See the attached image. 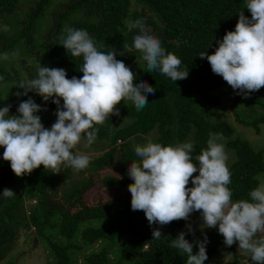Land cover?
<instances>
[{
	"label": "trees",
	"instance_id": "trees-1",
	"mask_svg": "<svg viewBox=\"0 0 264 264\" xmlns=\"http://www.w3.org/2000/svg\"><path fill=\"white\" fill-rule=\"evenodd\" d=\"M58 2L31 0L18 24L12 26L11 31H0V76L11 79L17 85L21 80L36 78L42 65L66 69L69 79L81 77L82 57H72L60 45L61 41L53 40L58 33L65 31L63 21L79 10L81 17L69 20L66 27L84 29L93 38L98 50L116 52V58L123 60L135 73L134 83L144 80L155 88V93L147 95L148 103L139 111L131 100L125 99L118 104L121 105L119 116L128 121L125 125L112 124L116 118L113 115L104 124L95 126L98 128L96 139L107 138L108 146L92 158L89 167L84 170L77 172L70 167H62L57 174L41 165L30 175L17 177L11 170L10 162L0 155V261L16 246L23 233L33 234L36 242H45L52 258L51 264H76V254H83L80 252L85 245L94 247L97 242L105 244L83 255V263L186 264L187 255L169 246L180 231H185L189 242L204 240L206 235L208 258L222 247L232 248L235 243L231 247L226 246L216 228L192 226L194 233H189L185 220L165 225L166 228L161 230L164 236L152 239V230L158 228L157 224L149 225L143 211L131 209L128 185L133 181L127 169L130 163L137 162L134 146L135 137L139 135L154 133L150 140L162 145L191 142L195 158L207 148L210 133H219L228 138L225 145L236 154V159L228 166L232 173L228 187L232 190L233 200L250 199L251 190L258 185L257 174L264 172L263 150L253 149L246 140L238 137L229 138L234 127L227 118H223L221 110L224 105L219 96L213 94L226 82L212 72L206 58L199 57L202 51L213 53L218 46L217 41L222 40L226 31L235 29L239 12L244 11L246 16L251 17L246 0ZM18 3L19 0H0V16L5 11H16ZM48 11L50 16H45ZM137 19H142L146 29L160 39L166 53L171 52L181 59V70H189L186 79L174 82L159 70L149 73L146 61L139 63L133 40L140 30L128 28L129 22ZM44 23L46 28L41 33L42 41H36L39 26ZM121 51L125 52L124 55L119 54ZM21 53L37 57L36 67L21 57L22 68L14 65L13 59ZM5 56L9 58L5 59ZM20 70L28 73L27 79L20 74ZM19 90L23 92V89ZM13 91H3L0 86V108L14 100ZM32 95H39L28 93L42 108L56 112L57 105L51 100L45 102L42 97L35 99ZM240 96L243 95L236 93L234 103L240 101ZM24 97L21 95L17 100ZM253 100L264 111V100L257 97ZM18 105L19 102H16L11 106L10 114H16ZM56 118L45 119L43 123L52 125ZM232 118L238 124L256 127L264 121V115L251 122L242 120L237 114H233ZM85 174L98 176L109 195L106 199L93 204L85 201L86 191L93 186L88 176L75 181L65 190L68 180L84 177ZM4 188L12 189L16 194L5 198L2 195ZM50 193L64 199L63 205L68 207L58 210ZM28 200H34V203H28ZM113 246L117 248L118 258L110 260ZM193 251H198L196 244H193Z\"/></svg>",
	"mask_w": 264,
	"mask_h": 264
},
{
	"label": "clouds",
	"instance_id": "clouds-1",
	"mask_svg": "<svg viewBox=\"0 0 264 264\" xmlns=\"http://www.w3.org/2000/svg\"><path fill=\"white\" fill-rule=\"evenodd\" d=\"M246 8L250 18L244 11L239 12L235 29L226 31L215 51L199 54L201 59H207L214 74L245 98L264 87V0H246ZM128 28L140 30L133 47L142 53L149 73L159 70L174 82L188 77L189 70H181V59L166 53L160 39L146 29L142 19L129 22ZM65 32L60 45L72 57H82L79 71L83 75L69 79L66 69L41 65L36 78L17 84L23 89L17 96L35 92L39 95L35 99L41 96L45 102L51 100L57 105V118L51 127H45L38 115L47 109L30 96L19 103L16 114H10L11 105L0 108L3 159L10 162L17 177L30 175L41 165L57 174L62 167L77 172L88 168L91 157L74 151L82 139L86 138L85 146H90L97 138L95 126L119 115L117 105L121 101L131 100L139 111L147 105V95L155 93V88L144 80L134 83L132 69L116 58V52L98 50L86 30L66 27ZM221 139V134L210 133L207 148L195 158L191 142L172 146L149 140L135 145L140 160L130 163L127 169L133 181L128 185L131 209L143 211L149 225L161 227L173 221H188L192 213L199 212L203 225L216 228L226 246L238 242V249L249 254L253 264H264V236L257 238L264 234V183L251 190L250 199L233 200L228 187L232 175L228 155L225 146L217 142ZM15 194L9 188L2 192L5 198ZM187 231L194 233L191 224ZM162 236L160 228H153L152 239ZM185 236V231H180L169 246L187 255L186 264H204L208 259L207 236L193 242ZM193 244L198 246L197 252Z\"/></svg>",
	"mask_w": 264,
	"mask_h": 264
},
{
	"label": "rangeland",
	"instance_id": "rangeland-1",
	"mask_svg": "<svg viewBox=\"0 0 264 264\" xmlns=\"http://www.w3.org/2000/svg\"><path fill=\"white\" fill-rule=\"evenodd\" d=\"M59 2L61 0H58ZM31 2V0H19L18 7L16 11L12 13L4 12L0 16V31L3 30H9L13 29L12 26H15L18 24L20 19L22 18V15H25V12L28 9V4ZM58 2V3H59ZM56 6V4L54 5ZM45 16H50L49 11ZM80 16L79 10L75 11L72 13L67 20L63 21L62 26L65 30L66 25L68 24L69 20L73 19H78ZM47 18V17H45ZM46 28V24H42L39 26L38 32L36 34V41H42L41 38V33L44 32ZM11 31V30H9ZM67 33L65 31H61V33H58L57 36L53 37V40L55 41H61L62 39L65 38ZM18 48L17 50H19ZM138 51V50H137ZM138 53V60L140 64H143L144 60L141 58L142 53ZM20 57L21 58H26L29 60L33 65V67H36L37 61L35 60L37 57L31 55V54H24L21 53L19 54L18 57L13 59V64L16 65L19 68H22V64L20 63ZM2 56H0V59ZM9 58V57H7ZM46 62V60H44ZM38 67V66H37ZM20 74L27 79L28 73L25 72V70H20ZM28 80V79H27ZM0 86L3 91H9V90H14L13 95H14V100H10L6 105L9 103H12L20 98L21 96H17L18 92H21L19 88H17V85L12 83L11 79H6L0 76ZM236 91L231 88L230 85L225 83L222 87L216 89L213 91L214 95L219 96V100H221V104L224 105L221 110L223 118H227V120L232 123L234 127V131L232 135L229 138H240L242 140H246L249 145L255 149V150H263L264 153V121H260L257 124V127L254 125H242L238 124L236 121L233 120L232 116L233 114H237L239 118L242 120H245L247 122H251L252 120L256 119L258 116L264 115V111L259 108V104H257L253 98L257 97L259 100H264V88H261L259 91L252 92L251 96H248L247 98L240 96L239 102L234 103V97L236 95ZM35 97V95H32ZM26 97V96H25ZM24 97V98H25ZM41 97V96H40ZM4 99V98H3ZM242 99H244L242 101ZM23 100V99H20ZM61 103H63V100L61 99ZM5 105V106H6ZM12 106V104H11ZM121 105H117V108H120ZM42 119V123L44 122L45 119H51L55 118V112H53L51 109L46 110L39 114ZM127 120H124L122 117L119 115H116L115 120L112 122L114 125H119L123 126L127 123ZM44 124V123H43ZM45 127L50 128L51 125H46L44 124ZM257 129H256V128ZM154 135V133L149 134L148 136H137L136 138V145H143L146 144L151 137ZM227 137L222 136L221 140H218V143H222L225 146V151L228 155V161L227 165L229 166L235 159H236V154L235 151L228 148L225 143L227 141ZM87 144L86 138L82 139L81 143L77 145V148L74 150L77 153H85L88 154L91 159L98 156L102 152H104L107 149L108 146V140L107 138H102V139H96L90 146H85ZM4 148L0 146V155H3ZM140 158L137 157V162H139ZM102 174V173H100ZM194 175H198L197 173H194ZM88 174H85L84 177H77V178H71L68 180L66 183V188H69V186L73 185V183L76 181L78 182L82 178H86ZM88 178L92 180V187H90L86 193H85V201L87 203L93 204L98 201H102L106 199L109 195L108 193L104 190V188L101 186L100 181L98 179V176L94 174H89ZM83 180V179H82ZM257 180H258V185L257 187L261 184L264 183V172L258 173L257 174ZM68 193V192H66ZM52 195V203L58 208V210H62V208L68 207L67 205H63L65 203L64 199H59L57 195H54L53 193H50ZM63 200V201H62ZM188 224H191V226L195 227H204L207 228L203 225V221L201 218V215L199 212H194L191 214L190 218L188 221H186V226ZM160 230H164L166 227L163 226L161 227L160 225H157ZM165 227V228H164ZM260 236H264V234H258L259 238ZM35 237L33 234H28L25 235L24 233L18 238V241L16 242V246L8 253V255L0 261V264H51L52 263V258L48 252V247L43 242L42 240L35 241ZM102 244L105 243H96V247L94 246H84V249L80 252L83 254H76L77 258V263L76 264H85L83 263V258L82 256L87 254L91 250H96L97 247L99 248ZM117 248L116 246H113L111 248V253H109L110 260H115L117 259ZM244 259V260H243ZM243 260V261H242ZM204 264H253V262L250 259V255L245 253L243 250L238 249V242H236L232 248H227V247H222L221 249L215 251L205 262Z\"/></svg>",
	"mask_w": 264,
	"mask_h": 264
},
{
	"label": "water",
	"instance_id": "water-1",
	"mask_svg": "<svg viewBox=\"0 0 264 264\" xmlns=\"http://www.w3.org/2000/svg\"><path fill=\"white\" fill-rule=\"evenodd\" d=\"M29 98V96H26L25 98H23V100H27ZM23 100H15L14 102H12V103H9L8 105H13L14 103H16V102H21V101H23ZM7 106V105H6ZM36 241V239H34V242Z\"/></svg>",
	"mask_w": 264,
	"mask_h": 264
},
{
	"label": "built area",
	"instance_id": "built-area-1",
	"mask_svg": "<svg viewBox=\"0 0 264 264\" xmlns=\"http://www.w3.org/2000/svg\"><path fill=\"white\" fill-rule=\"evenodd\" d=\"M27 202L28 203H34V200H28ZM27 213H28V211H27Z\"/></svg>",
	"mask_w": 264,
	"mask_h": 264
}]
</instances>
